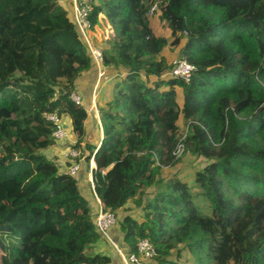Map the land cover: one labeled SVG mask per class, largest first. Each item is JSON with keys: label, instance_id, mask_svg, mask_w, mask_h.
<instances>
[{"label": "trees", "instance_id": "16d2710c", "mask_svg": "<svg viewBox=\"0 0 264 264\" xmlns=\"http://www.w3.org/2000/svg\"><path fill=\"white\" fill-rule=\"evenodd\" d=\"M100 15L116 32L96 40L111 76L97 98L102 130L86 99L70 97L93 71L97 82L70 12L60 0H0V187L16 190L0 213L14 206L16 222L41 230L27 241L0 222V264H123L95 225L80 171L93 174L103 209L116 214L118 247L130 254L140 240L152 243L156 254L143 264H190L185 251L195 264H264V0H97L93 29ZM168 47L195 67L190 82L165 78ZM55 112L70 139L53 137L46 116ZM52 146L79 156L61 164L43 153ZM186 155L208 161L193 185L167 172ZM78 163L86 168L74 176Z\"/></svg>", "mask_w": 264, "mask_h": 264}, {"label": "built area", "instance_id": "2783aa9c", "mask_svg": "<svg viewBox=\"0 0 264 264\" xmlns=\"http://www.w3.org/2000/svg\"><path fill=\"white\" fill-rule=\"evenodd\" d=\"M95 2H96L95 0H73V5L75 8V16L73 18V21L77 27V30L79 32L82 41L87 45V47L90 50L91 57L97 71V82L94 88L95 93L91 98V103L88 108V113L90 115L92 112L94 113L93 116L98 118L102 130V125L100 121V110L98 108L95 94H97V91L100 89V87L103 84L111 80V76L107 72V68L104 63L103 52L101 48L96 44L97 37L95 36V30L96 28L97 29L100 28V24L97 25L95 29H93V26L89 20V15L93 10V4H95ZM157 11H158V6L157 4H154L151 6L147 16L152 18ZM100 20L102 24L103 22L101 17ZM107 25H108L107 27L108 29L105 38L107 40L112 41L113 38L116 36V32L115 29L110 24ZM185 33L187 34V32ZM171 63H172V68L167 73L165 78L166 79L178 78L186 82H190L195 67L192 64L188 63L185 59H180V58L173 59ZM70 97L72 101L75 102L77 105H82L84 102V97L81 96L80 93L78 92H73ZM46 119L47 121L52 122L57 126L56 131L53 133V137L57 141L70 139L69 132L65 128L64 124H62V119L60 118L57 112L48 114L46 116ZM184 150H185L184 144L180 143L173 153V156L176 158V160H179L183 157ZM68 155L76 158L79 156V153L76 150H70L64 156L67 157ZM93 163L94 160L91 161V170L95 169ZM79 171H80V165L78 164L74 165L70 169L71 174L74 176H76ZM90 176H91V180H90L91 189L92 192L94 193L96 204L98 206V214L94 219L95 225L97 226L102 236L106 238L116 248L118 254L121 257L122 263L143 264L145 261L152 259L156 254V250L148 239H143L138 242V252L136 253L128 254L118 247L117 243L113 240L112 236L110 235L111 229L117 225L118 218L115 213L110 211H105L103 209L102 202L95 192L93 174L90 173Z\"/></svg>", "mask_w": 264, "mask_h": 264}, {"label": "rangeland", "instance_id": "374dc122", "mask_svg": "<svg viewBox=\"0 0 264 264\" xmlns=\"http://www.w3.org/2000/svg\"><path fill=\"white\" fill-rule=\"evenodd\" d=\"M95 1H97V0H95ZM60 3H61V5L64 8H66L70 12L71 17L74 18V16H75V8H74V5H73V0H60ZM100 17L102 18V22L103 23L100 24V28L99 29L96 28V30H95V36L97 37L96 40L98 41V43H103L106 40L105 35L107 33V29H108L107 28L108 27L107 24H109V22H108V20H107V18H106L105 15H100ZM152 23H153V27L155 28L156 34H158L159 36H164V37H168L169 36L170 32L167 30V28L165 26H162V24L159 22V20L153 19L152 20ZM99 45H101V44H99ZM180 48H178L175 51H173V50H171V47H168L164 51V53L162 55L165 56L167 59H169L171 61V60H173L175 58H178V56L176 54H179ZM95 76H96V74L93 71L91 73V75H90V77L91 78L93 77V79L88 80L87 77H84V78L80 79L78 81V83H77L76 89H78V91H75V92H78V93H80L81 96H84V98L86 99L85 100L86 105H89L90 104L91 95L93 96V94L95 93L94 92L95 89L91 90L93 88V86H94L93 80L95 81ZM87 82H88V84L91 83L89 85V89H86L87 88ZM155 82H156V79H152V84L155 83ZM106 85H107V83H106ZM106 85L101 86L100 89L97 91V94H95L96 95V99L99 96V102L100 103H102L104 101V99L107 97L106 96L107 95V89L105 90ZM97 104H98V100H97ZM93 115H94V113L92 112L91 113V116H93ZM65 120H66L65 121L66 124L67 123L69 124L68 120L67 119H65ZM67 127H68V125H67ZM95 127L96 126H95L93 117H90L88 119V121H87V128H88L89 131H91V134H90V137L92 138V141L91 142L93 144H99V140H98V130L96 129L97 130L96 131L95 130ZM62 151H63V148H61L59 146H52L50 148L45 149L43 151V153L48 158H50V159H56V160L59 161V163L64 164V159L63 158L65 156L63 155V158H62V154H63ZM207 163H208V161L207 160L204 161L202 158L199 159V160H194L192 157L186 155V157L182 161L176 163L175 166L173 165L174 167H171L167 172L169 174H176L177 173V175H179V176L186 177L187 181L191 185H193V181L195 179V175ZM79 165L82 166V164H79ZM85 168H86V165H85L84 169ZM79 180H82V178L80 176H79ZM89 180H91V176H89ZM80 183H82V181ZM84 185L86 186L87 183L85 182ZM9 192H16V190L12 186L0 187V200H6L7 194ZM83 193L85 195H87V198H88V200L90 202V205L93 208L92 214L96 218V216L98 214V206L96 204V200L91 199V196L89 194V187H88V191L87 192H83ZM20 204H21V200H18L17 201V205H20ZM131 206L133 207V205H131ZM8 209L9 210L7 211L6 214L0 213V222L4 223L5 226H7L8 224H15L19 228V230L22 233V235L25 238V240L28 241L32 236L38 235L41 232L40 229H36V228H32L31 229L25 223L16 222L15 217H13V215H12V213L14 212L13 211L14 210V206H10ZM116 228H118V227H116ZM108 246L109 245L105 244L104 242L101 243L100 248L103 251L102 253L108 254V255H112V257H113L115 255V252L113 250H112L113 252H111V250H110V248ZM184 254H185V256H187L189 258L188 259V262H190V264H195L194 261H193V259L189 257L187 251H185ZM182 262L183 263H186L185 260H183Z\"/></svg>", "mask_w": 264, "mask_h": 264}, {"label": "crops", "instance_id": "0c3cea01", "mask_svg": "<svg viewBox=\"0 0 264 264\" xmlns=\"http://www.w3.org/2000/svg\"><path fill=\"white\" fill-rule=\"evenodd\" d=\"M88 78H89V76H88ZM91 79H92V78H91ZM88 80H90V79H88ZM90 84H91V83H90ZM90 84H88V82H87V88H86V89H89V85H90ZM94 87H95V84H94V86H93V89H94ZM81 167L84 169V166H83V165H82ZM89 176H90V174L87 175L86 173H85L84 175H82V173H81V171H80V177L83 178V179H82V183H81V186H82L83 188L85 187V185H84L85 182L87 183L86 180H89ZM83 183H84V184H83ZM87 191H88V187L83 189V192H87ZM120 264H121V263H120Z\"/></svg>", "mask_w": 264, "mask_h": 264}, {"label": "water", "instance_id": "95a60500", "mask_svg": "<svg viewBox=\"0 0 264 264\" xmlns=\"http://www.w3.org/2000/svg\"><path fill=\"white\" fill-rule=\"evenodd\" d=\"M93 165H94V168L96 169V163H95V161H94Z\"/></svg>", "mask_w": 264, "mask_h": 264}]
</instances>
